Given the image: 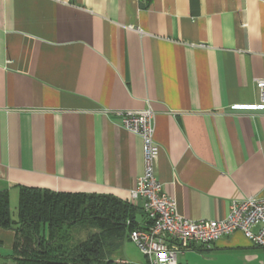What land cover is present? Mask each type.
<instances>
[{
  "label": "crops",
  "instance_id": "0c3cea01",
  "mask_svg": "<svg viewBox=\"0 0 264 264\" xmlns=\"http://www.w3.org/2000/svg\"><path fill=\"white\" fill-rule=\"evenodd\" d=\"M256 79L264 0H0V191L13 218L25 186L110 194L145 225L141 201L129 199L142 141L117 112L146 107L156 177L178 213L221 219L233 199L264 198ZM117 229L102 235L104 258L146 264L128 226ZM14 238L0 227V264H17ZM176 264H264V247L235 231L192 243Z\"/></svg>",
  "mask_w": 264,
  "mask_h": 264
},
{
  "label": "trees",
  "instance_id": "16d2710c",
  "mask_svg": "<svg viewBox=\"0 0 264 264\" xmlns=\"http://www.w3.org/2000/svg\"><path fill=\"white\" fill-rule=\"evenodd\" d=\"M134 210L110 194L21 186L14 219L8 193L0 191V227L15 231L12 258L17 264H113L104 258L102 235L119 226L135 227ZM88 224L95 231L76 240L74 231Z\"/></svg>",
  "mask_w": 264,
  "mask_h": 264
},
{
  "label": "built area",
  "instance_id": "2783aa9c",
  "mask_svg": "<svg viewBox=\"0 0 264 264\" xmlns=\"http://www.w3.org/2000/svg\"><path fill=\"white\" fill-rule=\"evenodd\" d=\"M259 105L264 106V79H256ZM121 126L142 141L143 172L129 190L131 202L140 200L147 223L132 227L129 239L146 257V264H176L178 253L192 243L210 246L224 235L241 231L257 246L264 247V198L231 200L221 219H190L177 211L176 201L164 190L155 173L159 146L154 140V111L150 107L117 112Z\"/></svg>",
  "mask_w": 264,
  "mask_h": 264
},
{
  "label": "rangeland",
  "instance_id": "374dc122",
  "mask_svg": "<svg viewBox=\"0 0 264 264\" xmlns=\"http://www.w3.org/2000/svg\"><path fill=\"white\" fill-rule=\"evenodd\" d=\"M13 204L14 203H11V209L13 210L14 208V206H13ZM82 228H84V226H82ZM82 228H79L78 230H75L74 231V233H75V237H76V240L77 239H81V238H83L84 237V235H88V232L86 231L85 233L86 234H84L83 233V229ZM131 247H133V249H134V251L137 253V254H139V251L135 248V246L133 245V244H131Z\"/></svg>",
  "mask_w": 264,
  "mask_h": 264
}]
</instances>
